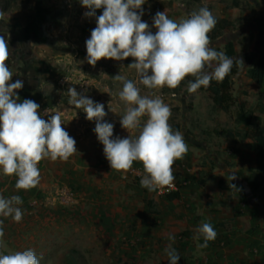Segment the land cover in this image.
Here are the masks:
<instances>
[{"label": "rangeland", "instance_id": "374dc122", "mask_svg": "<svg viewBox=\"0 0 264 264\" xmlns=\"http://www.w3.org/2000/svg\"><path fill=\"white\" fill-rule=\"evenodd\" d=\"M204 6L220 29V38L210 47L224 52L226 44L233 42L237 51L234 60L242 59L244 64L233 79L229 114L214 107L207 91L212 81L195 93L187 91L188 82L194 79L188 77L175 89L150 90L139 83L136 70L128 67L134 62L131 57L101 59L90 65L86 41L103 8L89 16L86 14L92 9L81 0H0V35L12 52L7 62L13 72L11 82H23L17 95L38 103V112L46 120L45 111L59 112L62 127L71 128L76 136L77 149L71 160L52 164L51 189L17 194L23 201L18 205L23 218L17 223L11 217H0L5 233L0 252L33 249L40 264H169L165 250L171 244L179 254L178 264H264V199L242 180L251 175L264 185V177L255 170L259 160L246 142L215 139L205 133L238 130L236 115L241 101L255 110L264 127V82L258 85L246 76L256 60L252 48L259 49L260 57L264 55V36L256 39L252 33L264 0H146L141 19L155 33L153 17L158 11L179 20ZM119 74L135 82L141 95L161 97L171 108L169 123L180 126L188 151L173 166L174 182L179 186L176 201L141 187L144 173L139 162L127 173L111 170L94 132L97 121L88 120L82 109L68 103L70 87L102 103L107 113L102 122L114 125L112 138H127L129 133L120 124L126 111L119 99L123 82L113 78ZM79 135L86 140L80 141ZM82 156L87 158L85 164L80 162ZM95 157L103 159L101 171ZM231 175L236 178L230 180ZM218 178L225 182V189L230 183L238 189L234 204L223 210L222 206L216 208L215 202L223 199L229 203L232 197L219 191ZM228 216L243 226L239 230L248 245L245 258L235 262L226 253L233 234L232 226L226 224ZM201 222L211 223L217 237L208 247L198 249L203 238L194 240L193 236Z\"/></svg>", "mask_w": 264, "mask_h": 264}, {"label": "clouds", "instance_id": "9594fccd", "mask_svg": "<svg viewBox=\"0 0 264 264\" xmlns=\"http://www.w3.org/2000/svg\"><path fill=\"white\" fill-rule=\"evenodd\" d=\"M146 0H81L83 6L103 8L96 20V27L86 41L87 62L95 66L101 59L125 60L133 58L128 67L135 69L139 83L147 89H175L187 78L189 93L208 87L215 80L222 82L232 71L234 61L223 51L210 47L209 33L217 20L207 6L194 11L187 18H169L166 11H158L153 17L156 31L144 22L143 5ZM12 56L8 41L0 35V172L4 176L17 177V190H30L40 183L39 163L44 159L67 162L77 152L76 141L62 127L59 112L44 119L39 114L40 105L33 100L19 101L17 91L23 82H11L13 72L8 66ZM213 62L215 66L213 67ZM242 70V59L235 62ZM210 69V71H209ZM123 87L119 99L126 105L120 124L127 130V138L113 139L114 125L102 122L107 115L102 103L82 96L74 87L68 89V103L86 113L88 120H96L94 132L103 145L104 155L111 170L127 173L134 162L143 167L141 187L148 191L174 188L176 179L173 166L183 159L188 145L179 130L169 123L171 108L159 96L141 95L135 82L116 75ZM147 117L142 122V118ZM133 132H138L132 135ZM234 180V175L229 176ZM235 189V185L230 184ZM23 203L18 195L5 198L0 195V217H11L19 223L23 212L18 205ZM3 220L0 219V248L4 247ZM203 238L197 248H206L214 241L217 232L209 222H201L194 240ZM169 236L170 241H174ZM169 264H178L176 249L169 244L165 250ZM0 264H40L33 249L0 252Z\"/></svg>", "mask_w": 264, "mask_h": 264}, {"label": "trees", "instance_id": "16d2710c", "mask_svg": "<svg viewBox=\"0 0 264 264\" xmlns=\"http://www.w3.org/2000/svg\"><path fill=\"white\" fill-rule=\"evenodd\" d=\"M211 42L216 41L220 38V29L215 26L211 33H209ZM224 53L233 59L234 66L231 73L222 81L217 82L212 81L211 85L207 88L210 94V99L212 100L214 107L229 114L231 107L233 106V97L230 90L233 85L234 77L239 73L240 68L236 65L235 57L237 56V51L233 42H229L225 46ZM247 79L251 82L261 85L264 82V58L261 57L256 65L249 68L247 71ZM192 78V77H188ZM264 113V107L261 109ZM236 123L240 128L238 130L234 129H215L212 132H205L209 137H216L220 139L229 140H242L246 142L247 148L255 153L259 163L256 167V172L264 177V165L262 163L264 159V127L263 121L260 116L256 115L255 110L248 107L245 101L238 103V112L236 115ZM173 130H179V125L172 126ZM249 131H251L249 133ZM243 180L248 184L250 189L255 193H260L262 199H264V185L258 183L253 179L251 175H245ZM221 188L224 187L222 181L219 182ZM171 201L179 199V194L175 193L168 197ZM263 217H264V204H263Z\"/></svg>", "mask_w": 264, "mask_h": 264}, {"label": "crops", "instance_id": "0c3cea01", "mask_svg": "<svg viewBox=\"0 0 264 264\" xmlns=\"http://www.w3.org/2000/svg\"><path fill=\"white\" fill-rule=\"evenodd\" d=\"M253 24H252V27H253L254 30H252V33H254V34L256 33V39L259 38L260 36H264V9L258 14V17H256V19H255V24L254 25ZM248 34H249V32H248ZM255 45H257V41H256V44ZM257 47H258V45H257ZM263 48L264 47H262V49ZM252 49L253 50L255 49V51H256V55H255L256 60L252 63V65L250 66V68H252L254 65H256L257 62L259 61V59L261 57L264 58V55H262L260 57L257 54V53H259V51H258L259 49L258 48H252ZM253 50H251V51H253ZM262 53L264 54V51H262ZM22 101L23 100H21L20 97H19V101L18 102H22ZM66 131L69 133V135L72 138H74V139L76 138V136L73 134L74 132L72 131L71 128H69ZM213 138L220 139V138H216V137H213ZM79 139H80V141H82V140L84 141V140H86V137L85 136H80ZM227 140H229V139H227ZM219 153L220 152H217V154H219ZM212 156L213 155L210 154V157H212ZM82 157L83 158L80 159V162L82 161V163L85 164L86 161H87V158L84 157V156H82ZM95 159H96L95 162L98 163V167H96V168L101 171V169L103 167L102 166L103 159L102 158H98V157H95ZM69 160H71V159H69ZM54 162L55 161H51L50 159H44V160H42L39 163L38 167H39L40 174H41L40 183L35 188H32L30 190H17L15 188V183H16L17 177H15V176H11V177L4 176L2 174V172H0V195H2V196H13V195H17L19 193H24V192H26V193L27 192H29V193H39L40 191H44V190L51 189L52 186L50 184V180L53 177V171H54V169H53L52 164ZM85 169H86V167H85ZM243 177H242V180H243ZM220 181H222L224 183V187L223 188H221L219 186V182ZM202 184H205V183L202 182ZM218 186L220 187L219 188V191H221L222 193H228L230 195V197H232V198H229V203L228 202H225L223 199H220V200L217 199L218 201L215 202L216 203L215 206H216V208L222 206V208H221L222 210H223V208H226L227 209L228 207H231V205L234 204L233 201H232V199H233V196H235L237 194V192H238L237 185H235L236 186L235 189L231 188L230 186L227 189H225V182L223 180H221V178H218ZM249 189H250V187H249ZM225 219H226V224L232 226V230H233V234L231 236L232 238L230 240L232 242V245L226 250V253L229 254V257L231 259H233L234 262L237 259L238 260L244 259L245 256H246V252H247L248 245H246V242L244 240V237L242 236V232L239 230V229H242L243 226L240 225V224L239 225L238 224H235V222L232 220V217H230V216H228ZM263 219H264V217H263Z\"/></svg>", "mask_w": 264, "mask_h": 264}, {"label": "built area", "instance_id": "2783aa9c", "mask_svg": "<svg viewBox=\"0 0 264 264\" xmlns=\"http://www.w3.org/2000/svg\"><path fill=\"white\" fill-rule=\"evenodd\" d=\"M45 112H47L48 113V115L46 116V117H48L47 119H49V117H50V115H52L53 114V111H49V110H47V111H45ZM63 122V121H62ZM64 123V122H63ZM174 188H168V187H165L164 189H162V190H157V191H154L155 192V194L158 196V197H169V196H171L172 194H175V193H178V191H179V186H178V184L176 183V182H174Z\"/></svg>", "mask_w": 264, "mask_h": 264}]
</instances>
